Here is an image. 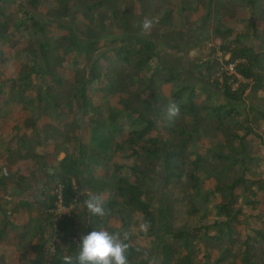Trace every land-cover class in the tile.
<instances>
[{
	"label": "trees",
	"instance_id": "trees-1",
	"mask_svg": "<svg viewBox=\"0 0 264 264\" xmlns=\"http://www.w3.org/2000/svg\"><path fill=\"white\" fill-rule=\"evenodd\" d=\"M223 2L243 13L235 28L226 27L215 0H207L201 25L186 38L171 24L180 16L189 25L198 0H0V126L14 122L18 108L29 114L16 140L5 144L0 134V160L9 170L30 161L39 174L33 182L20 173L7 178L0 168V243L22 246L30 236L46 246L57 236L51 258L42 254L29 264H64L83 235L103 227L148 237V245H138L130 235L129 264H264V178H252L264 174V115L254 128L235 106L249 90L246 81L264 96V30L257 24L264 21V0ZM136 6L140 21L153 20L151 32L162 30L159 36L170 35V43L159 45L141 31ZM73 7L84 20L81 30L60 21ZM42 9L48 13L39 19ZM112 29L123 34L103 50L101 40ZM186 49L200 50L193 70L203 72L205 86L180 72ZM231 63L233 73L225 69ZM165 85L172 87L169 95ZM117 95L114 107L109 100ZM171 101L180 108L174 120L167 118ZM212 132L222 137L200 153ZM118 155L122 164L114 162ZM160 170L166 194L156 209L150 203L155 196L150 202L144 196ZM207 175L217 180L210 190L204 188ZM60 187L67 206L108 193L106 215L88 214L84 206L83 216L90 218L85 232L72 230L79 213L74 209L55 224L49 210ZM35 188L36 197L25 196ZM118 208L121 229L107 227ZM20 210L39 215L22 226L15 220ZM46 219L52 221L50 239ZM145 222L147 232L139 227ZM244 223L253 227L250 233L239 230Z\"/></svg>",
	"mask_w": 264,
	"mask_h": 264
},
{
	"label": "rangeland",
	"instance_id": "rangeland-1",
	"mask_svg": "<svg viewBox=\"0 0 264 264\" xmlns=\"http://www.w3.org/2000/svg\"><path fill=\"white\" fill-rule=\"evenodd\" d=\"M206 2L207 0H198V4L196 6L195 9V13H194V17L191 21V23L188 25L186 22H184L183 18L180 16H175L174 17V21L171 24L172 30H174L175 32H183L184 36L186 38H188V36L198 28L199 25H201L203 18L205 16L206 13ZM72 6V4H71ZM79 9V8H78ZM77 8L73 7L71 10V14L68 18L65 19H60L61 22H63L64 24L67 25H72L74 26L76 29L81 30L82 29V24L84 23V20L80 14V12L78 11ZM136 22H142L140 21V17H141V9L140 6H136ZM214 11L217 14V12L219 13V16L222 18L224 24L226 25V27H231V28H235L238 25V20H240L243 17V13L242 12H238L237 14H234L228 7L227 5L223 2V0H215V4H214ZM48 13L47 9H42L40 10L37 15L39 17V19H43L46 17V14ZM257 24L258 27L261 30H264V21L263 20H259L257 19ZM124 26L127 27V23H124ZM192 27V28H190ZM133 32H137V27H134ZM163 31L158 29L157 31H154L153 33L151 32V30H149L147 33H145L147 36L151 35L154 40L157 41V43H159V45L164 46V44L166 43H170L171 42V36L168 35L166 37V39H163L159 36V34H161ZM56 33H58L56 31ZM123 34V31L120 30H108L107 34L104 36V38L101 40L102 41V46H103V50H107L111 47L110 42L112 39L116 38L117 36H121ZM217 43H219V41H217ZM22 48V47H21ZM6 51L8 53L10 52H15V51H10L9 49H6ZM200 50H190V49H186V54L184 53L182 61H181V65H180V72L185 75L189 80L192 81L193 84H196L198 86H205L206 85V77H204L203 72L201 70L198 69H194L193 70V66H196V62H195V56L197 53H199ZM197 62H199L197 60ZM18 71H21V67L18 65ZM60 71H66L64 69V67L60 68ZM71 77H73V74H70ZM249 84V90L246 92V94L244 95V98L241 102L236 103L235 106L237 108V110L240 112L241 116L243 119L247 118L248 116L251 117L252 120V125L254 128L256 127L257 124V120L261 114L264 115V96L262 97H258L254 92H252V84L250 82H244ZM171 85H165L164 86V91L166 95H169L171 93ZM221 97V96H220ZM218 97V101H223L222 98ZM121 99V95H117L114 97L110 98V102L109 104L114 106V107H119V100ZM27 116H29V114L27 112H23L20 108L14 110V117H15V121L14 122H10L7 125L4 126L5 132H6V137L4 139V143L6 144H10L11 142H13L14 140H16L18 137H20V135L25 133L24 130V122L25 119L27 118ZM187 120V119H185ZM16 126V130H14V127ZM222 137L221 133L217 132V133H210L208 135V137H206L205 139H203V141H201L200 143V147H199V152L203 153L208 147L216 144L219 140V138ZM250 141L252 143H258V141L256 140L255 136H251ZM77 145L75 143L72 144V147L75 148ZM258 146H256L257 149ZM51 151H53V148H51ZM63 154L60 155L59 159L63 158ZM114 162L116 164H122V160H121V156H117L114 159ZM3 166V165H2ZM18 170L19 172H23V174L25 176H29L33 178V182L38 180L37 178L39 177V174H37L36 172H33L34 169H36V166L33 165L30 161H23L20 164H18L16 167H14L13 169H6V172L8 174H13L14 170ZM160 175L157 178V182L152 184L151 186L147 187L145 189V196L144 199L148 202L150 197L153 195L155 196V202L153 201L150 202L151 205L154 208H158L160 205V201L162 199L165 198V194H166V188H165V184H164V180H163V171L160 170ZM38 175V176H37ZM109 173L108 172H100L99 176L103 177L105 179H107L109 177ZM264 178V174H262V171H257L256 173L252 174V178ZM42 180H44V178L41 177ZM217 180L216 178H214L213 176H209L207 175L204 179V188L205 190H210L213 189L216 186ZM8 188L6 187V190ZM9 190V189H8ZM36 193L39 194V188H35L34 192H30L29 194L26 195V197L32 199L34 197H36ZM89 194V192H87ZM8 193H4V195L6 197H8L9 195H7ZM103 198L106 200L109 198V194L105 193L102 194ZM84 200L86 199H82L81 201L78 202L77 200V205L73 207L74 211L77 210L78 215L76 216V227H73L72 230L73 231H79V232H85L87 230V227L89 226V216H83V209H84ZM119 216H112V217H108L105 221V225L107 227H113L116 229H121V222H120V214H122V210L120 208L116 209L115 211ZM10 213V212H9ZM87 213L89 214V211H87ZM31 216V214H30ZM28 214L23 213L21 215V217L18 215V218H15V220L19 223V225L25 226V224H27L29 222V217ZM138 215L136 214V217ZM38 216H36L35 218H37ZM51 219V218H50ZM133 219V221H135ZM49 220L46 219V221L43 222V224L45 225V239H50L53 238L51 235L53 232V227L52 225H49ZM52 223V221H51ZM50 223V224H51ZM195 223V222H194ZM193 223V224H194ZM252 226L248 225L247 223H244L241 227H239V230L243 233V234H247L250 233L252 230ZM131 235V241L135 244L138 245H148L149 244V239H147L146 237L137 234V236H133ZM3 241H7V237L5 235H3ZM44 242L38 239H34V238H30L29 236V240L27 243H25L22 246H0V264H29L30 260H37L39 259L42 254L47 258L50 259L53 253H50L47 251V246L43 245Z\"/></svg>",
	"mask_w": 264,
	"mask_h": 264
},
{
	"label": "clouds",
	"instance_id": "clouds-1",
	"mask_svg": "<svg viewBox=\"0 0 264 264\" xmlns=\"http://www.w3.org/2000/svg\"><path fill=\"white\" fill-rule=\"evenodd\" d=\"M153 20L145 17L141 22V31L147 33L153 26ZM180 115L179 105L171 101L167 107V118L174 120ZM84 204L88 211L96 217L106 215L105 200L100 194H90ZM140 230L147 232L148 223L140 224ZM130 233L110 232L106 228L98 227L81 237L75 255H67L64 264H129L126 252Z\"/></svg>",
	"mask_w": 264,
	"mask_h": 264
},
{
	"label": "built area",
	"instance_id": "built-area-1",
	"mask_svg": "<svg viewBox=\"0 0 264 264\" xmlns=\"http://www.w3.org/2000/svg\"><path fill=\"white\" fill-rule=\"evenodd\" d=\"M219 56L221 57V54H219ZM236 63H238V62H236ZM235 65H236L235 63L234 64L233 63L228 64L225 66V69H227V70H229V72L233 73ZM56 193H57V202H56L54 208L49 210V213L53 216V222H55V224L58 223V221L63 217V215L70 213V211L73 209V207L77 203V199H75L74 202L71 203L69 206L65 205L64 197H63V191H62L61 187L57 189ZM58 244H60V240L56 236L54 239H51L46 244L47 251L50 253H54Z\"/></svg>",
	"mask_w": 264,
	"mask_h": 264
},
{
	"label": "crops",
	"instance_id": "crops-1",
	"mask_svg": "<svg viewBox=\"0 0 264 264\" xmlns=\"http://www.w3.org/2000/svg\"><path fill=\"white\" fill-rule=\"evenodd\" d=\"M5 125H7V124H3V123H1V126H0V134L2 135V138L3 139H5V137H6V132H5V129H4V126ZM0 144H1V142H0ZM6 144V143H5ZM21 163V162H20ZM20 163H18V164H20ZM17 164V165H18ZM3 165V166H2ZM16 165V166H17ZM16 166H14V167H16ZM13 167V168H14ZM0 168H2L3 170H4V168H5V163H4V161L3 160H0ZM13 168H11V169H13ZM6 169V168H5ZM15 173H20V174H23V172H19L17 169L16 170H14L13 171V174H9L10 176L9 177H7V178H10L11 176H13ZM24 175V174H23ZM26 196V195H25ZM8 200H11L13 197L12 196H8V197H6ZM23 213H26V214H28V216H30V214H31V216L29 217V218H35L36 216H38L39 215V213L38 212H35V211H33V212H29V211H25V210H20V212H19V216L21 217V215L23 214ZM30 220V219H29ZM16 222H18V220L16 221ZM19 224V223H18ZM0 246H14V245H8V244H6L5 242H1L0 243Z\"/></svg>",
	"mask_w": 264,
	"mask_h": 264
},
{
	"label": "water",
	"instance_id": "water-1",
	"mask_svg": "<svg viewBox=\"0 0 264 264\" xmlns=\"http://www.w3.org/2000/svg\"><path fill=\"white\" fill-rule=\"evenodd\" d=\"M51 172L53 173V170H51ZM4 173L6 175V177H9L10 175L6 172V169L4 168Z\"/></svg>",
	"mask_w": 264,
	"mask_h": 264
}]
</instances>
